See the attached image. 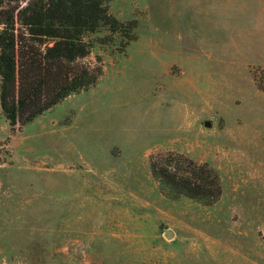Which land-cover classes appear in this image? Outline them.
Instances as JSON below:
<instances>
[{"label": "rangeland", "instance_id": "1", "mask_svg": "<svg viewBox=\"0 0 264 264\" xmlns=\"http://www.w3.org/2000/svg\"><path fill=\"white\" fill-rule=\"evenodd\" d=\"M108 4L131 27L86 36L96 84L14 128L0 103V264H264V0ZM167 155L218 199L165 186Z\"/></svg>", "mask_w": 264, "mask_h": 264}, {"label": "trees", "instance_id": "2", "mask_svg": "<svg viewBox=\"0 0 264 264\" xmlns=\"http://www.w3.org/2000/svg\"><path fill=\"white\" fill-rule=\"evenodd\" d=\"M12 1L0 0V103L14 128L96 84L101 64H75L91 52L86 36L104 28L124 32L131 24L109 11L111 0ZM17 22L27 37L17 33ZM175 160L173 155L153 158V175L178 195L208 203L218 199L222 186L213 168L193 160L177 167Z\"/></svg>", "mask_w": 264, "mask_h": 264}, {"label": "water", "instance_id": "3", "mask_svg": "<svg viewBox=\"0 0 264 264\" xmlns=\"http://www.w3.org/2000/svg\"><path fill=\"white\" fill-rule=\"evenodd\" d=\"M206 126H211V122L209 120L205 121ZM173 234L171 230H167V235L170 237Z\"/></svg>", "mask_w": 264, "mask_h": 264}]
</instances>
